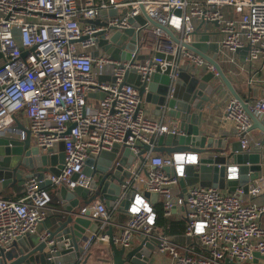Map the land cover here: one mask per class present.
Segmentation results:
<instances>
[{
  "label": "built area",
  "instance_id": "built-area-1",
  "mask_svg": "<svg viewBox=\"0 0 264 264\" xmlns=\"http://www.w3.org/2000/svg\"><path fill=\"white\" fill-rule=\"evenodd\" d=\"M204 24L212 26L211 40L219 45L214 55L229 78L249 73L250 86L262 78L258 74L264 70V0H0V135L22 115L31 141L35 139L32 144L41 153L50 154L56 143L65 142V163L59 175L45 171L41 179L31 176L19 199L0 197V250L36 233L47 220L52 200L49 187L93 189L94 182L120 164V151L128 148L130 175L120 182L117 199L111 206L100 199L88 206L98 229L83 243L79 264L87 262L94 246L109 245L110 226L120 248L155 243L159 261L153 256L149 264H264L261 257L253 261L255 252L264 256L263 163L247 193L241 185L231 192L195 184L180 197L185 166L198 165V154L143 151L144 145L153 146L160 136L182 131L178 120L163 111L161 116L146 114L145 99L127 82L126 74L136 71L142 81L154 73L167 74L168 96L182 70L197 76L211 72L220 84L216 67L190 48L198 41L195 32ZM131 27L135 33L117 46L119 57L130 51L126 45L133 42L131 57L148 58H112L99 46L100 40L109 42L115 31ZM247 98L249 108L264 123V97ZM225 112L244 151L264 153V132L260 130L259 138L252 134L253 122L241 102L231 95ZM17 136L23 140L26 133L20 129ZM114 148L116 158H106V171H99L98 157ZM89 159L94 161L88 164ZM86 167L92 174L85 172ZM229 169L226 179H239L238 165ZM107 179L118 180L112 173ZM145 191L157 192V201L146 197ZM127 199L129 205L123 209ZM158 210L165 219L185 222L182 241L158 226ZM47 236L45 231L41 239Z\"/></svg>",
  "mask_w": 264,
  "mask_h": 264
},
{
  "label": "water",
  "instance_id": "water-1",
  "mask_svg": "<svg viewBox=\"0 0 264 264\" xmlns=\"http://www.w3.org/2000/svg\"><path fill=\"white\" fill-rule=\"evenodd\" d=\"M147 20L160 26L155 20L149 18ZM139 21L143 23L144 18L139 17ZM93 22L102 24L99 20ZM214 23L217 24V22ZM167 32L175 38L173 33L169 30ZM14 33L17 42L22 45L19 30L15 29ZM134 33L135 27L126 29L124 32L115 31L111 34L109 42L100 40L99 46L104 47L112 58L131 59L132 61L148 58V55L131 57L135 46L133 42L126 45L130 51L119 57L117 46ZM199 33L195 32V34ZM212 35L213 33L209 32L200 33L199 40L190 48L216 67L221 80L220 84L214 82L215 76L211 72L197 76L187 70H182L172 95L168 96L170 77L167 74L154 73L148 81H142L141 75L136 71H129L126 74L127 82L132 83L138 89L141 97L146 102L155 104L160 112L163 111L168 116L177 119L179 129L182 131L178 135L168 133L160 136L153 146L144 145L143 151L151 150L167 155L175 152L194 151L199 156L198 165L188 164L185 166V176L179 181L180 197H183L188 186L195 184L221 189L228 188L231 192L241 185L244 192L247 193L249 182L257 179L263 169L261 154L244 151L237 136L229 137L227 134L213 136L204 133L202 129L204 110L223 85L243 105L253 122L251 129L264 132V123L249 108V98L243 99L233 81L216 60L214 54L219 51V45L211 40ZM208 50L213 51L214 54H207ZM239 51L244 53L245 49ZM242 60L244 61V57ZM160 81L161 85H159ZM90 96L103 97V94L91 93ZM20 129L26 133L23 140L17 136ZM64 148L65 142L60 141L50 149V154L41 153L39 148L32 144L30 130L18 123L17 127L3 131L0 135V182L4 186L14 183V181L23 185L25 180L31 176L38 179L43 178L45 171L59 175L65 163ZM117 151L118 149L114 148L111 152L101 153L97 159L99 171H106L103 166L106 163V158L114 160ZM120 152H123L120 164L115 169L106 172L93 189L77 186L73 190H69L65 186H61L59 190L61 204L53 216L55 223L51 227H48L46 221L43 223L48 236L43 240L40 234L34 237L18 238L13 241L9 249L0 250V264H79V259L85 252L83 243L88 239L90 232H95L98 229L97 221L91 216L88 206L97 199L104 200L108 206H111L112 201L117 199L120 193V182L124 177L130 175L128 169L131 162L130 151L126 148ZM92 161L94 159H89L87 163L91 164ZM231 161H234L239 167V179H226ZM165 169L170 170L169 167H165ZM85 172L92 174L88 167L85 168ZM111 173L118 180H108L107 176ZM40 186L45 187L46 184L41 183ZM144 195L154 202L158 199L157 192L145 191ZM127 196L130 197L131 194L128 193ZM128 205L129 200L127 199L123 203V209H127ZM173 211L175 212V209ZM107 234L110 236L109 245L104 248H95L101 252L100 259L111 260L113 264H149L153 259L155 243H150L147 246L139 244L126 250L114 243L111 226L108 228ZM254 256V263H257L259 257L264 258L258 252H255Z\"/></svg>",
  "mask_w": 264,
  "mask_h": 264
},
{
  "label": "crops",
  "instance_id": "crops-1",
  "mask_svg": "<svg viewBox=\"0 0 264 264\" xmlns=\"http://www.w3.org/2000/svg\"><path fill=\"white\" fill-rule=\"evenodd\" d=\"M200 33L202 32H214L212 30V26L209 24H204L199 28ZM200 33L196 34L197 39L199 40L200 38ZM207 54L213 55V51L208 50ZM204 74V73H203ZM261 79H258L256 83H254L252 86L249 85L248 83V78L250 77L249 73H246L241 76H234L230 77L237 89V91L241 94L242 97L247 98L251 97L257 98L260 96L264 97V70H262L261 73H259ZM239 78V79H238ZM259 81V82H258ZM161 81L159 82V85H161ZM231 94L229 91L225 88L222 87L220 88V91L218 94H216L213 97V101L207 104V108L204 110L203 114V121H202V129L204 133L213 135V136H221L223 134H227V136H233V128H234V122L226 117V103L230 99ZM209 105V107H208ZM143 107L145 108L146 114L150 117H155V116H161V112L157 109V106L153 103L143 101ZM16 123L14 124V127H17L18 123L26 126L27 125V120L25 116L18 115L16 117ZM252 134L256 137L259 138L261 135L260 130L255 129ZM252 150V148H250ZM255 151V150H252ZM256 152V151H255ZM261 154V153H260ZM261 162L264 164V153L262 152L261 154ZM230 165H236L234 161H231ZM24 185H19L15 181L14 183L8 184V185H2L0 182V197L3 198H9V199H19L22 196ZM50 190L55 191L56 188L54 187H49ZM60 190V189H59ZM59 190L57 193V203L59 204L58 206L50 205L51 210L49 211V215H51L50 218L46 220L48 223V227H51L54 225L55 220L53 219V216L56 214V209L60 206V196H59ZM46 231L45 227L43 224L39 225L36 233L38 234H43ZM172 236H174L175 240L177 241H182L180 232L179 233H171ZM29 236V235H27ZM35 235L32 234V237ZM95 248V247H94ZM93 248V249H94ZM98 249V247H96ZM87 262H81L80 264H99L100 258L93 256L91 252H89L86 256Z\"/></svg>",
  "mask_w": 264,
  "mask_h": 264
},
{
  "label": "trees",
  "instance_id": "trees-1",
  "mask_svg": "<svg viewBox=\"0 0 264 264\" xmlns=\"http://www.w3.org/2000/svg\"><path fill=\"white\" fill-rule=\"evenodd\" d=\"M58 190L59 189H55V191H51L50 188H49V191H50V194H51V204L54 205V206H58L59 204L56 202L57 201V193H58ZM158 221H157V224L158 226L162 227L166 232L168 233H181L184 229V226H185V222L184 221H175L173 219H165L163 218L162 216V211L158 210ZM51 215L48 216V218H50ZM47 218V219H48Z\"/></svg>",
  "mask_w": 264,
  "mask_h": 264
},
{
  "label": "rangeland",
  "instance_id": "rangeland-1",
  "mask_svg": "<svg viewBox=\"0 0 264 264\" xmlns=\"http://www.w3.org/2000/svg\"><path fill=\"white\" fill-rule=\"evenodd\" d=\"M239 79V78H238ZM32 143H35V139L34 138H32ZM100 176V173H97V177H99ZM97 183L98 182H94V186L95 185H97ZM159 206V205H158ZM34 235H38V233H34ZM30 236H32V234H30L28 237H30ZM95 248H96V246H94ZM91 249L90 250V252L93 254V256L95 257V259L97 258V257H99L100 255H101V252H100V250H96V249ZM102 256V255H101ZM154 256L156 257V260H158L159 261V255L155 252V254H154ZM100 258V257H99ZM156 260H155V262H156ZM157 261V262H158ZM249 264H251V263H249Z\"/></svg>",
  "mask_w": 264,
  "mask_h": 264
}]
</instances>
